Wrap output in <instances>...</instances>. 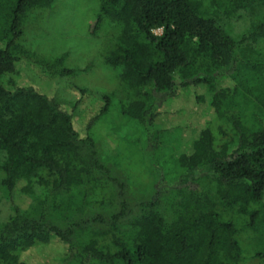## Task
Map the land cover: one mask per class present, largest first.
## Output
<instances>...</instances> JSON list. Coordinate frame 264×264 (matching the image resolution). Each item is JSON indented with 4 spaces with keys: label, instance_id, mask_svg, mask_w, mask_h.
Here are the masks:
<instances>
[{
    "label": "trees",
    "instance_id": "1",
    "mask_svg": "<svg viewBox=\"0 0 264 264\" xmlns=\"http://www.w3.org/2000/svg\"><path fill=\"white\" fill-rule=\"evenodd\" d=\"M56 1L0 0V188L13 200L0 220V264H40L33 256L46 254L43 264H242L241 233L264 225V16L241 34L233 27L264 0H98L95 30L114 34L103 58L118 69L120 112L151 148L183 132L162 109L191 86L204 89L197 102L217 124L185 126L175 165L191 181L140 194L89 134L113 97H99L82 136L74 119L89 91L64 81L78 70L65 66L66 54L45 60L24 45L30 13ZM26 71L63 81L78 100L67 106L22 85ZM234 212L249 222L239 227Z\"/></svg>",
    "mask_w": 264,
    "mask_h": 264
},
{
    "label": "rangeland",
    "instance_id": "2",
    "mask_svg": "<svg viewBox=\"0 0 264 264\" xmlns=\"http://www.w3.org/2000/svg\"><path fill=\"white\" fill-rule=\"evenodd\" d=\"M98 12V0H57L52 9L32 11L26 24L24 45L45 60H54L66 54L65 66L78 70L74 78L64 81H67V85L74 83L89 91L74 119L75 128L82 136L85 134L84 121L89 123L98 108L103 106L96 107L99 97H113L109 113L93 126L89 134L96 140L103 160L130 189L139 194L149 193L156 183L159 184V190L163 191L191 181L193 175L184 171L176 174L175 154L181 147L182 137L184 140L187 138V131L184 130L186 124L199 119L195 123L201 127L209 124L217 126L214 116L203 109V103L197 102V98L205 94L204 89L191 86L164 103L162 111L169 118L168 125L182 126L183 132L177 130L162 135V142L151 148L154 142L149 143L144 129L120 112V102L125 96L120 87L118 69L106 66L103 58L114 43V34L108 27H100L96 32L94 26ZM261 16H264V5L241 12V17L234 21L235 33L245 32L251 22ZM154 33L161 36L162 30ZM20 82L22 85L35 86L39 92L50 97L66 100L67 106H70L69 102L78 100L68 88H64L63 81L59 85L42 83L31 71L24 72ZM196 106L199 107L198 112H195ZM180 109L185 111L171 116V112ZM163 120L165 118L157 124H167ZM35 189L40 192L38 187ZM12 203L13 200L0 188V220L11 213ZM15 203L23 208L28 205V201L21 200L18 195ZM234 215L239 227L244 225L245 220L249 222V218L241 219L235 212ZM261 223H258L256 230L249 229L240 235L244 256L242 264H264V256H259L264 255V225ZM32 259L40 264L51 260L49 254L33 256Z\"/></svg>",
    "mask_w": 264,
    "mask_h": 264
}]
</instances>
